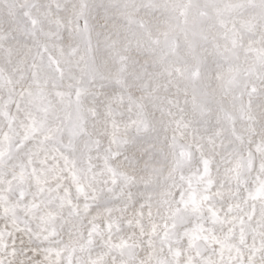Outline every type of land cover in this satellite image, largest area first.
Masks as SVG:
<instances>
[{
    "label": "snow or ice",
    "instance_id": "6c2138e0",
    "mask_svg": "<svg viewBox=\"0 0 264 264\" xmlns=\"http://www.w3.org/2000/svg\"><path fill=\"white\" fill-rule=\"evenodd\" d=\"M0 264H264V0H0Z\"/></svg>",
    "mask_w": 264,
    "mask_h": 264
}]
</instances>
